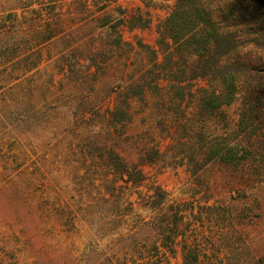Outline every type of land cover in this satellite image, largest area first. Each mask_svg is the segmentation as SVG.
<instances>
[{"label":"trees","instance_id":"1","mask_svg":"<svg viewBox=\"0 0 264 264\" xmlns=\"http://www.w3.org/2000/svg\"><path fill=\"white\" fill-rule=\"evenodd\" d=\"M211 4L174 0L150 45L124 39V30L146 29L151 20L119 0H0V90L7 110L22 115L15 132L33 136L40 114H64L65 129L87 127L85 169L73 163L79 179L90 176L89 187L111 206L131 208L144 200L155 212L158 241L165 231L171 243L185 238L177 231L187 213L176 210L168 230L167 193L156 182L138 190L148 179L144 168L164 159L163 143L194 177L213 162L241 167L264 109L256 98L236 131H207L242 88L258 87L262 70L248 57L264 52V0H254L234 22L215 20ZM182 252L183 264H207L200 244L184 243Z\"/></svg>","mask_w":264,"mask_h":264},{"label":"rangeland","instance_id":"2","mask_svg":"<svg viewBox=\"0 0 264 264\" xmlns=\"http://www.w3.org/2000/svg\"><path fill=\"white\" fill-rule=\"evenodd\" d=\"M119 4L129 11L140 8L151 20L146 29L124 30V39L155 45L156 26L174 0ZM252 4L254 0H212L211 8L215 20L234 22ZM248 59L262 70L258 87L242 88L236 101L220 110L208 124L211 135L233 133L240 114L256 98L264 101V52ZM7 100L0 90V264H183L182 245L193 242L200 244L207 264H264L263 108L243 166L213 162L194 177L173 160L169 142H164V159L144 168L148 179L138 190L144 193L156 182L167 193L168 230L176 210L187 212L177 231L185 238L179 235L171 243L166 231L158 241L155 212L144 207V200L131 208L111 206L98 188L89 187L90 176L79 179L73 163L79 160L85 169L81 144L87 127L65 129L64 114H40L30 128L33 136H26L15 132L23 118L18 110H7Z\"/></svg>","mask_w":264,"mask_h":264}]
</instances>
